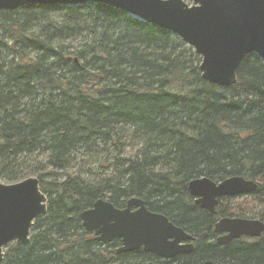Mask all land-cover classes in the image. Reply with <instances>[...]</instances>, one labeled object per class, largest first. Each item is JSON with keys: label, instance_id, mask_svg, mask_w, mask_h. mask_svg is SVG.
Instances as JSON below:
<instances>
[{"label": "trees", "instance_id": "trees-1", "mask_svg": "<svg viewBox=\"0 0 264 264\" xmlns=\"http://www.w3.org/2000/svg\"><path fill=\"white\" fill-rule=\"evenodd\" d=\"M199 62L178 35L108 4L0 10V180L36 176L47 196L30 241L6 245L1 264L151 259L83 227L79 214L97 198L123 207L139 197L212 246L203 238L215 217L187 189L200 176L256 180L217 211L264 217V60L246 55L230 86L203 79ZM223 252L189 263L264 264V244Z\"/></svg>", "mask_w": 264, "mask_h": 264}, {"label": "water", "instance_id": "water-1", "mask_svg": "<svg viewBox=\"0 0 264 264\" xmlns=\"http://www.w3.org/2000/svg\"><path fill=\"white\" fill-rule=\"evenodd\" d=\"M91 3L122 9L178 35L200 56L201 77L220 86L236 82V69L246 55L255 53L264 60V0H0V10L25 4L65 7ZM256 187L254 179L242 175L218 181L200 176L187 182L195 203L211 212L219 197L245 194ZM46 210L47 196L40 189L38 177L28 176L11 183L0 180V264L4 247L11 242L27 244L34 220L45 215ZM79 216L83 227L93 232L97 240L110 242L118 238L116 252L141 247L168 259L192 249V234L166 215L150 211L136 196L128 198L123 207L97 198ZM262 229L261 220L245 217H222L215 223V231H227V238L258 235ZM203 264L216 263L205 260Z\"/></svg>", "mask_w": 264, "mask_h": 264}, {"label": "flooded vegetation", "instance_id": "flooded-vegetation-1", "mask_svg": "<svg viewBox=\"0 0 264 264\" xmlns=\"http://www.w3.org/2000/svg\"><path fill=\"white\" fill-rule=\"evenodd\" d=\"M256 189H257V187H256ZM255 190H253L251 192H248V193H245V194H242V195L251 194ZM236 196H240V195H236ZM224 197H227V196H222V197H219L217 199V203L215 204L214 211H212V212L207 210L206 208L201 207L198 203H195L194 197H193V201H194L195 204H198L202 209H204L209 214H211V215H213L215 217L213 219V221H212L211 233H209L206 237H204L203 240L204 241L212 240L213 241L212 246L213 247L217 246V248H213L211 245L208 246V247L204 246L203 244L198 242L199 238H196V236H195V234L193 232H190V231L186 230L187 232H189L190 234L193 235V239H191L189 241V242L192 243V249L189 252L180 253V254H177V255H175V256H173L171 258H168V259H161L159 257H156L152 253L144 251L140 247L138 249L143 250L144 252H147L151 256V259H145L143 261V264H145L147 261H154V262H157V263H160V264H203V262L205 260H211V261H213L216 264H226V263L219 262L218 260L212 259V258H203V259H201L199 261H196L194 263H189L190 259L188 257L197 256L202 251L210 252L212 250L218 251L219 254H223V255L226 256V253L223 252V249L228 247V246H230V245H232L233 243H235V244L240 243V244H244V245H257V246L264 244V217L260 218V216H257V214H256V216H254L253 214H251V215H243V216L242 215H238V214L218 215L217 206H218V203H219L220 199H222ZM222 217H245V218H251V219H259V220H261L263 222V229L258 235L241 234L239 236H233L231 238H227L226 237L227 231H215V223ZM138 249H136V250H138ZM193 252H194V254L192 255Z\"/></svg>", "mask_w": 264, "mask_h": 264}, {"label": "rangeland", "instance_id": "rangeland-1", "mask_svg": "<svg viewBox=\"0 0 264 264\" xmlns=\"http://www.w3.org/2000/svg\"><path fill=\"white\" fill-rule=\"evenodd\" d=\"M2 181V180H1Z\"/></svg>", "mask_w": 264, "mask_h": 264}]
</instances>
